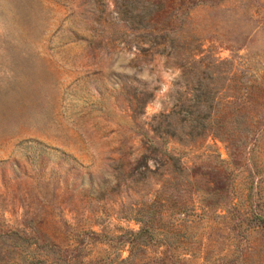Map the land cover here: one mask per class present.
<instances>
[{
    "label": "rangeland",
    "instance_id": "obj_1",
    "mask_svg": "<svg viewBox=\"0 0 264 264\" xmlns=\"http://www.w3.org/2000/svg\"><path fill=\"white\" fill-rule=\"evenodd\" d=\"M0 264H264V0H0Z\"/></svg>",
    "mask_w": 264,
    "mask_h": 264
},
{
    "label": "trees",
    "instance_id": "obj_2",
    "mask_svg": "<svg viewBox=\"0 0 264 264\" xmlns=\"http://www.w3.org/2000/svg\"><path fill=\"white\" fill-rule=\"evenodd\" d=\"M133 234H134V235H136V234L139 235V234H141V232H137V233H133Z\"/></svg>",
    "mask_w": 264,
    "mask_h": 264
},
{
    "label": "clouds",
    "instance_id": "obj_3",
    "mask_svg": "<svg viewBox=\"0 0 264 264\" xmlns=\"http://www.w3.org/2000/svg\"><path fill=\"white\" fill-rule=\"evenodd\" d=\"M177 75H178V72H177Z\"/></svg>",
    "mask_w": 264,
    "mask_h": 264
}]
</instances>
